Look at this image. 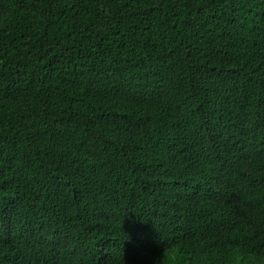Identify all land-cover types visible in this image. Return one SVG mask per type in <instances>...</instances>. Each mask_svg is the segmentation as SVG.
<instances>
[{
    "label": "trees",
    "instance_id": "16d2710c",
    "mask_svg": "<svg viewBox=\"0 0 264 264\" xmlns=\"http://www.w3.org/2000/svg\"><path fill=\"white\" fill-rule=\"evenodd\" d=\"M197 235L264 256V0H0V264Z\"/></svg>",
    "mask_w": 264,
    "mask_h": 264
},
{
    "label": "clouds",
    "instance_id": "9594fccd",
    "mask_svg": "<svg viewBox=\"0 0 264 264\" xmlns=\"http://www.w3.org/2000/svg\"><path fill=\"white\" fill-rule=\"evenodd\" d=\"M216 239L222 241L223 236ZM210 242L211 238L204 235L159 238L161 250L153 264H264V256L251 253L244 246L212 247Z\"/></svg>",
    "mask_w": 264,
    "mask_h": 264
}]
</instances>
